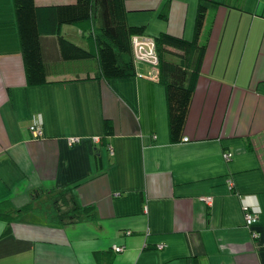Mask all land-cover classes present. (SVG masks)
<instances>
[{"label": "crops", "instance_id": "obj_1", "mask_svg": "<svg viewBox=\"0 0 264 264\" xmlns=\"http://www.w3.org/2000/svg\"><path fill=\"white\" fill-rule=\"evenodd\" d=\"M224 1L124 0L129 25L186 40L198 4L208 3L206 49L173 143L164 86L146 63L105 80L95 59L63 61L56 35L44 31L48 81L28 85L14 2L0 0V202L18 208L33 189L67 187L95 214L55 225L26 212L8 230L0 218V264H264V0ZM62 32L94 49L81 26ZM35 115L40 138L28 131ZM68 137L80 140L68 145ZM244 203L260 210L249 228Z\"/></svg>", "mask_w": 264, "mask_h": 264}, {"label": "trees", "instance_id": "obj_2", "mask_svg": "<svg viewBox=\"0 0 264 264\" xmlns=\"http://www.w3.org/2000/svg\"><path fill=\"white\" fill-rule=\"evenodd\" d=\"M16 24L28 85L47 83L46 65L40 51V35L45 31L57 37L63 61L95 59V76L105 80L127 78L136 74L132 37L144 35V26L129 25L124 0H75L73 3L38 7L34 0H13ZM231 5L232 0H225ZM208 3L200 2L191 40L160 33L154 36L159 82L164 86L169 139H182L189 105L206 49L207 35H202ZM165 19L164 14H160ZM86 24L88 26H86ZM81 26L84 37L93 48L81 46L63 35L62 27ZM104 134H113L109 120H104ZM110 150V149H109ZM92 207L82 206L70 188L57 190L33 189L29 201L13 207L8 201L0 202V218L9 224L21 214L35 212L55 225H66L82 218L94 219ZM256 231V230H255ZM257 232V231H256ZM258 233V232H257Z\"/></svg>", "mask_w": 264, "mask_h": 264}, {"label": "built area", "instance_id": "obj_3", "mask_svg": "<svg viewBox=\"0 0 264 264\" xmlns=\"http://www.w3.org/2000/svg\"><path fill=\"white\" fill-rule=\"evenodd\" d=\"M132 45H133V52H134V58L137 62L146 63L151 67V77L152 79H155L158 71L157 68V55L155 50V43L154 38L149 35H135L132 37ZM154 76V77H153ZM42 118L40 115H35L32 117L30 124L28 125V131L32 138H40L43 135V123ZM79 137H68L67 142L68 145L75 144L79 142ZM93 142H98L99 137H93ZM183 140H187V138H183ZM110 153H112L111 148ZM225 158L229 157V154H224ZM230 184V182H229ZM208 203L211 201V197H206L204 199ZM243 209V221L244 225L249 228L254 226V224L257 222L258 214L260 212L259 207L257 205L249 206L248 204L244 203L242 206ZM127 234H130L129 231L126 232ZM251 236L254 238L258 237V233L255 230L251 231ZM158 248H162L163 245L159 244L157 245ZM113 250L115 252H121L123 250L122 245H113Z\"/></svg>", "mask_w": 264, "mask_h": 264}, {"label": "rangeland", "instance_id": "obj_4", "mask_svg": "<svg viewBox=\"0 0 264 264\" xmlns=\"http://www.w3.org/2000/svg\"><path fill=\"white\" fill-rule=\"evenodd\" d=\"M146 35V34H145ZM154 77V76H153ZM252 237V239H254V237L253 236H251ZM256 239V238H255Z\"/></svg>", "mask_w": 264, "mask_h": 264}]
</instances>
